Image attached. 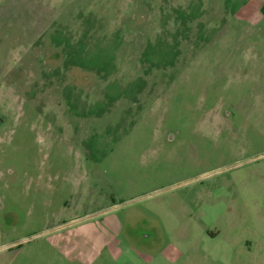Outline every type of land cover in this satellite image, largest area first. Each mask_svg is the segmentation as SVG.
Returning a JSON list of instances; mask_svg holds the SVG:
<instances>
[{"label": "rangeland", "instance_id": "obj_1", "mask_svg": "<svg viewBox=\"0 0 264 264\" xmlns=\"http://www.w3.org/2000/svg\"><path fill=\"white\" fill-rule=\"evenodd\" d=\"M0 38V264H264V0H0Z\"/></svg>", "mask_w": 264, "mask_h": 264}, {"label": "flooded vegetation", "instance_id": "obj_2", "mask_svg": "<svg viewBox=\"0 0 264 264\" xmlns=\"http://www.w3.org/2000/svg\"><path fill=\"white\" fill-rule=\"evenodd\" d=\"M36 27V26H35ZM238 30H235V32H237ZM44 33V30H42L41 32H39V33H32V32H29V34H27V37H29V39L31 40V41H33L30 45H31V48H32V50H34V51H40V47H44L45 49H46V46H45V42H43V40H44V36H45V34H43ZM5 35V37H4V39L6 40V39H10V41H9V43H13L14 42V35L16 34L15 32H13V33H11L8 29H6L5 30V33H4ZM19 34V33H18ZM19 35H23V33H20ZM42 37V38H41ZM4 40H3V38H0V42H3ZM6 42V41H5ZM26 44H29V43H26ZM48 48H51V47H48ZM36 49V50H35ZM42 50L41 51V53L43 54V56L45 55L44 54V52L46 51V50ZM46 60H48V59H39L36 63L37 64H35L34 62H32L31 63V65H30V67L31 68H34V71L37 73V80L38 81H36V87L38 88V89H40V90H38V91H44L45 90V88H46V80H48L50 77H47L46 75H45V72H44V68H45V65H44V63H46ZM49 62L52 64L51 66L52 67H56V68H58L59 66H60V64L62 63V60H49ZM23 66H25V63L23 64ZM28 67V65L25 67V68H27ZM78 67V66H77ZM36 68V69H35ZM74 68L75 67H73V69H72V71H71V74L69 75V77L67 76L66 77V81H62V82H65V83H70V84H72V85H74V88L75 87H79V88H81V85H83V83H87V84H89L90 82H91V84H92V81L89 79L90 77H88V74L87 73H85V72H82V70H79V68H78V72H80L81 73V75L80 74H78L76 71L75 72H73V70H74ZM84 76H83V75ZM68 78V79H67ZM94 79H96V78H94ZM23 81H26V80H23ZM53 80H51L50 81V84L51 83H54V82H52ZM96 81H98V82H100V79H97ZM64 83V84H65ZM35 86L33 87V88H35ZM50 87H52L51 85H50ZM58 88V87H57ZM93 89V88H92ZM124 92V91H123ZM123 92H120V94H122V95H124V93ZM81 94H83L84 95V93L83 92H80ZM59 94H61V92L59 93ZM86 96H87V98H89L90 97V95L92 94L91 93V90H90V88L87 86V92H86ZM215 116H217L216 118H222V116L218 113V115H215ZM173 135L172 134H169V142H173L174 141V139H173ZM204 216L203 217H205L204 218V221H207V222H213V221H210V218H211V214H210V211L208 210V211H206V212H204ZM206 219V220H205ZM209 235V234H208ZM209 237L211 238V239H216L218 236L216 235V234H210L209 235Z\"/></svg>", "mask_w": 264, "mask_h": 264}, {"label": "crops", "instance_id": "obj_3", "mask_svg": "<svg viewBox=\"0 0 264 264\" xmlns=\"http://www.w3.org/2000/svg\"><path fill=\"white\" fill-rule=\"evenodd\" d=\"M211 208L213 210H211ZM209 211H210L211 216L213 215L215 216L218 213V211H216V209L213 206L210 207ZM214 211H215V214H214ZM203 213H204V210H203ZM105 223H106L108 232H112V233L114 232L115 234L120 232L121 224H118L119 226H117V221L108 220V221H105ZM97 236H100V235L98 234V235L92 236L89 239L94 242L93 244L97 245L99 243H103L104 245H106L109 253L114 256L117 263L119 264H127V263L143 264L142 255L136 253L135 251L133 252L131 248H124V249L121 248V244L115 240L116 239L115 236L112 237L110 234L105 235V233L104 235L100 236V238Z\"/></svg>", "mask_w": 264, "mask_h": 264}]
</instances>
